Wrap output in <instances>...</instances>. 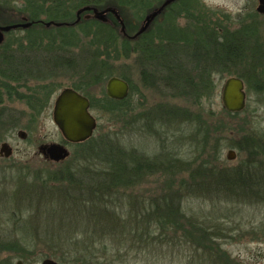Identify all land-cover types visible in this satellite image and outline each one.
<instances>
[{
  "label": "trees",
  "instance_id": "1",
  "mask_svg": "<svg viewBox=\"0 0 264 264\" xmlns=\"http://www.w3.org/2000/svg\"><path fill=\"white\" fill-rule=\"evenodd\" d=\"M162 1L21 0L20 4L13 6V10L9 11L4 19L13 18L10 14L15 13L16 16L24 17L29 22H37L26 31L25 37L31 48L42 51L44 46L43 53L46 56L40 60L33 58L26 61L0 59V91L2 90L7 98L11 99L14 95V98L24 101L29 107L31 121H36V118L46 109L50 96L57 90L58 84L55 80L58 78V70L60 69V73L64 74L68 70H76L79 67V61L77 59L75 61L73 56L69 55V48L75 46L76 38L82 36L88 38L93 48L92 57L89 59L91 61L87 65V71L91 74L88 78H84L86 81L84 84H73L72 89L84 94L86 89L89 91L111 77L121 78L130 86L128 97L122 101L112 100L106 93L100 98L89 96L92 113H101L107 115L112 122L123 121V124H126V117L134 110V104L129 102L131 96L137 92V88L130 77L119 70L116 64L134 58L135 63L140 66V83L143 88H162L168 91L171 98H189L196 107L194 111L175 104H161L158 109L138 114L149 131L156 122L167 121L177 124L178 121L191 120L198 123L191 139L197 144L200 142V146L203 147L198 152L201 158L206 157L207 160L199 162L200 168L192 174L190 185L184 187L181 185L186 192L185 197L198 198L195 193L200 191L203 194L205 191L217 195L219 199L222 198L223 193H226L225 191H228L227 188L232 192L235 186L241 190V194L248 193L251 197H256L259 190L264 187V152L261 151V149L264 150V140L261 138L254 140L250 149L243 150L245 153L247 151L246 154L249 156L244 158V171L220 170L218 165L221 155L220 138H214V143L210 145V140L213 138L210 131L213 123L216 124L217 118H222L223 115L235 116L237 113L231 114L222 108V114L214 115L207 111L203 104L204 100H209L215 92L213 78L216 73L220 76L241 78L245 80L249 89L255 92L262 91L264 63L260 66V61L255 59V53L249 60L241 59L248 41L251 43L257 36L256 26L249 24L234 30L228 29L227 26L220 28L203 26L201 21L203 19L187 16L188 19L195 20L192 28L179 27L176 24V18L184 9L179 6L184 4V0L167 6L161 14L162 25H152L153 28L148 29L136 39L123 36L118 22L111 14L108 17L112 18V24L100 22L94 18L85 19L84 15L88 14L87 12L81 14L79 22L73 26L46 28L38 24L39 21L73 23L76 20V12L86 6L99 10L108 7L117 9L121 19L125 12L131 10L142 18L146 12L159 6ZM124 25L128 36L135 34L136 24H127L124 21ZM11 36L12 34L0 46V53L10 52L8 47ZM250 52L254 51L250 49ZM235 62L250 63L253 71L248 74L234 75L230 67H233ZM259 68L263 69L258 71ZM189 69L191 71H188ZM192 71L195 73H191ZM28 78L39 81V85L31 88L29 95L18 92L20 82L27 83ZM52 79L54 83H47ZM23 86L26 88L24 83ZM1 100L0 95V103ZM216 126L218 127L215 129L221 127L217 124ZM73 146L75 150L72 158L59 164L57 170L47 171L45 176L34 175L36 178L34 177L35 180L31 182L35 185L26 190L29 204L24 209L29 216L28 224L34 223L28 225L30 229L36 228L35 224L44 221L43 223L48 226L61 229L72 228L75 233L67 230L55 233L45 231L40 234L36 229H32L29 240L35 237L40 239L43 235L44 243L48 246L68 250L69 247L78 245L82 247L79 248L80 251H87L89 245L96 247L99 244L103 252L108 250L106 242L114 244L111 249L116 250L124 248V244L131 239L145 244L156 242L158 244L161 243L158 241H165L161 239L172 238L178 230L183 231L187 219L182 207L183 196L179 194L180 190L175 189L172 192L171 187L166 186L167 191L163 196L149 201V208L144 206V202L138 200V196L129 191L138 185L140 179L155 174L162 177L168 172L170 177L167 180L174 181L178 175L186 172L191 163H188L186 168V163L176 153H167V155L148 159L137 148L125 149L112 137L102 139L93 136ZM251 166L253 168H250ZM182 181L183 179L180 178V182ZM25 185L24 181L19 184L15 193L21 196V187ZM1 192L7 193L4 190ZM20 204L19 201H15L11 212L12 217L17 215L16 209ZM126 206H129L130 210H126ZM45 213L50 214L45 215ZM153 229H157L159 235L154 236ZM202 233H206V240L200 232L194 233L193 236L202 241L211 239L208 230ZM80 234L82 236L77 239V235ZM115 240L117 242L113 243ZM48 242L57 243L54 245ZM15 245L21 246V248L17 246L19 251L30 253L26 249L28 246H22L17 241ZM0 249L6 248L0 244ZM128 249L133 248L128 247ZM86 253H89L87 254L89 259L68 260L47 251V254L40 255L42 256L40 260L52 259L60 264H113L122 256L117 254L118 257H111L109 260L105 255L101 259L98 254L94 258L95 254L92 252ZM218 260L220 264H237L228 254H222Z\"/></svg>",
  "mask_w": 264,
  "mask_h": 264
},
{
  "label": "rangeland",
  "instance_id": "2",
  "mask_svg": "<svg viewBox=\"0 0 264 264\" xmlns=\"http://www.w3.org/2000/svg\"><path fill=\"white\" fill-rule=\"evenodd\" d=\"M180 1H175V3ZM184 1V4L179 5L180 8L184 9L176 18V24L179 27L192 28L195 20H190L188 17L203 19L201 20L203 21V26H216L218 28L227 26L231 30L249 24L256 26L258 28L257 36L251 43L248 41L249 50L247 51L246 46L241 59L246 58L249 60L255 53V59L260 61V66L261 63H264V14H259L256 11L257 0ZM20 2L21 0L17 3L20 4ZM13 14L16 17V14ZM146 14L140 18L141 16L138 13L135 14L128 10L125 12L122 21L123 23L124 21L127 22V24H136L137 32ZM156 20L158 21L152 25H162L161 15ZM107 24H112V18L107 17ZM152 25L150 28L154 27ZM22 44L23 49L20 53L28 55V57L26 58L23 55V59L21 57L20 60L26 61L28 58L29 60L33 58L40 60L45 58L46 54L43 53L45 51L44 46H42V51H39L37 50L38 48L35 49L28 46L27 40ZM250 49L254 52H250ZM8 50H10L9 47ZM92 50L93 48L90 46L88 38L83 36L76 38L75 46L69 48V55L73 56L75 61L76 59L79 61V67L76 70H68L64 74L63 72L62 74L60 73V69L58 70V78L55 80V83L58 84L56 94H59L65 88H72L73 84H84L86 82L84 78H88L91 74V72L88 73L87 71V65L91 61L89 59L92 57ZM137 64L134 58L126 59L116 64L119 70H122L124 74L130 77L137 88V92L131 96L129 102L134 104V110L126 117V124H123V121L112 122L107 115L101 113H92L97 121L93 136L102 139L112 137L120 142L125 149L137 148L148 159L167 155V153H176L186 163V168L187 164L191 163L186 172L178 175L174 181L170 182L167 180L170 177L168 172L162 177L159 174H155L140 179L138 185L129 191L133 195L138 196V200L144 202V206L148 207L151 199L160 198L164 195L167 191L165 189L166 186L171 187L172 192L175 189L180 190L179 194L183 196L182 207L187 219L183 231L178 230L175 235H172V238L161 239L165 241H158L161 242L158 244H156L157 242L145 244L142 241L131 239L124 244V248H117L116 250L111 249L114 244L106 242L108 250L106 249L107 251L103 252L101 251L103 248L99 244L96 247L89 245L87 251H80L79 248L82 247L78 245L74 246L75 248L69 247L68 250L48 246L44 243L43 235H41L40 239L35 237V239L29 240L32 229H36L40 234L45 231L55 233L57 231L66 232L67 230L75 233L72 228H56L51 225L48 226V224L43 223L44 221L35 224L36 228L30 229L28 227L34 223L28 224L29 216L24 209L29 204L26 190L35 185L32 183L36 178L34 175L45 176V172L57 170L58 166H60L59 164L72 158L75 148L73 145L64 144L61 133L53 123L52 104L46 107L45 111L36 118V121L32 122L30 110L25 105V102L14 98V95L11 99L7 98L1 90L0 146L1 143L7 142L12 149V154L8 158L0 157V244H3L6 248L0 249V264H16L17 261H21L22 264H40L42 257L40 255L47 254V251L61 255L68 260L73 258L89 259L90 257L87 255L89 253L86 252L95 254L94 258L98 254L103 259L105 255L109 260L111 257H118L117 254H122L118 258V262H113V264H220L218 259L222 254H228L237 264H264V187H262V191L259 190V194L256 197H251L248 193L241 194V190L235 186V190L233 189L232 192L227 188L228 191H225L226 193H223L222 198L219 199H217V195H212V193H206L205 191L203 194L200 191L196 192L195 195L198 198H186V192L181 188V185L182 187L190 185L192 174L196 169L200 168L198 167L199 162L207 160L206 157L201 158L198 152L203 147L200 146V142L197 144L191 139L198 123L191 120L178 121L177 124L168 123L167 121L156 122L152 130L149 131L148 128H145L143 120L138 114L158 109L161 104H175L194 111H196V107L189 98L185 97L187 100L183 97L171 98L168 91L162 88H143L140 83V66ZM230 69L234 75L248 74L253 71L250 63L243 64L240 62L233 63V67H230ZM262 69L259 68L258 71ZM188 71H191V69ZM191 73H195V71ZM228 77L227 75L220 76L216 73L213 78L216 87L215 92L209 100H204L203 102L205 104L204 107L208 109L207 111L212 112L214 115L220 114L222 111L220 90L224 80ZM106 82L97 84L89 91L86 89L84 95L87 98L89 96L94 98L102 97L105 93ZM23 83L27 85L26 88ZM38 83L39 81L29 80L28 78L27 83L20 82L21 86L17 90L29 95L31 86ZM47 83H54V79L48 80ZM245 92V108L235 116L223 115L224 117L217 118L215 121L217 125L221 126L220 129H215L218 126L213 123L210 131L213 137L210 140V145L214 143V138H220L221 149L219 152L221 155L218 165L221 168L220 170L223 171H244L243 161L245 160L244 158L249 156L246 154L247 151L245 153L243 150L250 149V145L254 144V140L260 138L264 140V87H262L261 92H255L245 84ZM203 113L205 114L204 111ZM20 131L26 134L24 139L18 137V132ZM52 143L64 144L70 153L69 157L59 163L45 159L40 154L39 148ZM229 151H233L235 154L233 160L227 159ZM261 151L264 152L262 149ZM250 168H253V166ZM180 178L183 179L182 182H180ZM23 181L26 185L21 187V196H19L15 192ZM1 190L7 193L4 194ZM15 201H19L22 205H18V209H16L17 215L12 217L11 212ZM126 210H130V207L126 206ZM49 214L45 213V215ZM205 230H208L211 237L209 241H202L193 236L194 233L200 232L204 235V240H206V233H202ZM153 235H159L157 229H153ZM81 236V234L77 235V239ZM16 241L20 242L22 246H28L26 249L30 253L19 251L18 247L20 245H17V247L15 245ZM116 242L117 240L113 243ZM56 243L48 242V244L54 245ZM128 247L133 249L129 250Z\"/></svg>",
  "mask_w": 264,
  "mask_h": 264
},
{
  "label": "water",
  "instance_id": "3",
  "mask_svg": "<svg viewBox=\"0 0 264 264\" xmlns=\"http://www.w3.org/2000/svg\"><path fill=\"white\" fill-rule=\"evenodd\" d=\"M178 0H164L159 6L149 11L144 17L140 28L137 32L128 36L125 32V26L120 18L118 12L111 8H105L98 10L93 7H83L76 12V20L73 23H58V22H43L40 21L45 27H68L77 24L80 20V15L87 12L84 15L85 19L94 18L100 22L107 23V14H111L120 26V32L123 36L129 39H136L138 36L145 33L151 26L152 22L164 11V9ZM256 11L259 14H264V0H257ZM33 22H25L22 24L8 25L0 27V44L4 40L3 33L18 27L28 28ZM105 93L108 98L116 101H122L126 99L130 93V86L127 81L111 77L107 80L105 85ZM220 100L222 108L231 114L241 112L246 105V92L245 85L241 78L228 77L224 80L220 90ZM52 120L59 132L61 133L63 140L69 144L83 143L93 136V133L97 127L96 118L90 111V104L86 97L82 96L77 91L71 88H65L60 91L55 99L52 111ZM18 137L24 139L26 134L22 131L18 132ZM40 154L52 162L59 163L69 157V151L63 144H49L43 145L39 148ZM12 154V149L7 143H2L0 146V157L8 158ZM234 152L229 151L227 154L228 160L234 159ZM16 264H22L21 261H17ZM40 264H60L52 259H44Z\"/></svg>",
  "mask_w": 264,
  "mask_h": 264
},
{
  "label": "flooded vegetation",
  "instance_id": "4",
  "mask_svg": "<svg viewBox=\"0 0 264 264\" xmlns=\"http://www.w3.org/2000/svg\"><path fill=\"white\" fill-rule=\"evenodd\" d=\"M7 1H10L9 3L7 2ZM19 0H0V27H4V26H8V25H14V24H22V23H25V22H28L24 17H21V16H16L15 17V15L13 14H10L11 15V17H13V18H9V19H4V17L6 16V14H8L9 13V11H12L13 10V6H16V5H18V2ZM94 8V7H93ZM97 9V8H96ZM99 10V9H98ZM103 10V9H102ZM163 13V12H162ZM161 13V14H162ZM160 14V15H161ZM108 15H109V13L107 14V17H108ZM159 15V16H160ZM158 16V17H159ZM157 17V18H158ZM156 21H158V20H154L153 22H152V24L153 23H155ZM37 22H33V24L30 26V27H28V28H21V27H18V28H16V29H13V30H10V31H8V32H4L3 33V36H4V40H3V42L0 44V46L1 45H3L4 44V42L6 41V38H8V36L9 35H11L12 34V36H11V45L9 46V49H10V52L9 53H0V59H4V58H6V59H18V60H20V58L22 57V59H23V55H25V54H21L20 52H21V50L23 49L22 47H23V42H25L27 39H26V37H25V34H26V31L27 30H29V29H31L32 28V26L33 25H35ZM39 25L41 24V25H43L40 21H39V23H38ZM38 24H37V26H38ZM44 26V25H43ZM45 27V26H44ZM46 28H49V27H46ZM22 34V35H21ZM29 46V45H28ZM14 47H16V49H14ZM25 57L27 58L28 57V55H25ZM27 60H29V58L27 59ZM30 80V79H29ZM34 81H36V80H34ZM30 83V82H29ZM37 85H39V83L38 84H36V85H34V86H31V88H34V87H36ZM27 86V85H26ZM28 87L30 88V86L28 85ZM78 92V91H77ZM78 93H80V92H78ZM56 91H54V93L50 96V98H49V100H48V102H47V106H49L50 104H52V111H53V105H54V103H55V99H56V97L58 96V94H56ZM82 96H84V97H86L87 98V96H85L84 94H82V93H80ZM88 99V101H89V98H87ZM89 104H90V101H89ZM25 105L27 106V104L25 103ZM28 107V106H27ZM29 108V107H28ZM45 111V110H44ZM43 111V112H44ZM42 112V113H43ZM41 115V114H40ZM39 115V116H40ZM38 116V117H39ZM3 143H7V142H3ZM2 144V143H1Z\"/></svg>",
  "mask_w": 264,
  "mask_h": 264
}]
</instances>
